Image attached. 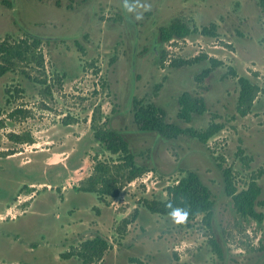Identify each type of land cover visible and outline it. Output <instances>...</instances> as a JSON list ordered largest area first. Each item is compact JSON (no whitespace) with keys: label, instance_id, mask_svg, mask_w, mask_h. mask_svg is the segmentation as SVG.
<instances>
[{"label":"rangeland","instance_id":"1","mask_svg":"<svg viewBox=\"0 0 264 264\" xmlns=\"http://www.w3.org/2000/svg\"><path fill=\"white\" fill-rule=\"evenodd\" d=\"M127 3L131 11L125 0H0V42L26 34L44 39L35 52L44 66L31 57L13 61L0 75V264H82L64 254L97 235L109 249L93 264H264V220L237 212L223 176V168L230 169L238 190L256 179L264 201L261 0ZM177 18L198 28L216 24L218 35L162 43L160 28ZM199 55L207 57L172 65ZM210 57L223 63L196 81ZM240 76L261 87L246 116L237 112ZM186 91L203 95L208 107L190 123L177 118ZM135 97L163 107L167 120L182 127L223 128L206 144L190 135L165 139L141 131L133 118ZM97 108L102 122L109 120L107 126L130 142L137 162L150 168L105 202L79 189L98 162L116 158L94 136ZM11 134H30L34 142H16ZM189 169L213 192L211 226L202 215L178 224L143 206L166 199L168 186ZM257 210L264 215V205Z\"/></svg>","mask_w":264,"mask_h":264},{"label":"trees","instance_id":"2","mask_svg":"<svg viewBox=\"0 0 264 264\" xmlns=\"http://www.w3.org/2000/svg\"><path fill=\"white\" fill-rule=\"evenodd\" d=\"M264 10V0H261ZM194 33L203 35L217 36V25L211 24L198 28L190 26L185 21L177 18L168 26L161 27L159 31L160 41L167 42L174 38H185ZM20 40L11 41L10 38L0 42V54L4 64L0 65V75L10 70L13 61H25L34 57L38 65L44 66L43 55L36 56V50L43 41L40 38L25 35ZM164 56L160 57L162 61ZM207 56L199 55L193 59L176 60L173 66L191 64L205 59ZM210 66L203 69L196 76V81L201 82L208 77L215 67L223 62L217 58L210 57ZM236 76L233 68L229 70ZM239 97L237 102V112L241 116H246L252 110L261 87L255 84L249 77H238ZM179 110L177 118L185 123H190L194 114H204L207 111V103L203 95H194L190 92H183L179 98ZM116 110V107L113 108ZM1 117V114H0ZM133 118L137 128L141 131L157 132L165 139H177L183 135H190L198 138L200 142L206 144L213 136L220 132L223 124L211 123L205 130L198 131L192 127H182L181 125L167 120L166 110L154 103L133 98ZM103 115L100 108L94 109L92 115L91 128L97 141L102 144L107 151L116 158L111 161L98 162L92 174L83 180L79 189L84 192L95 193L102 202L107 201L108 197H119L124 181L132 182L144 175L150 168L139 164L136 154L130 147V142L118 130L107 126L109 120L102 122ZM11 139L16 142L33 143L30 134H11ZM12 152L11 154H14ZM222 167V166H221ZM184 174L178 182L167 188V198L164 200H144L143 206L152 213L168 215L172 208H182L188 212L187 220L195 219L202 215L203 221L211 226L214 218L215 200L211 188L201 179L200 174L195 170L183 171ZM223 176L226 193L232 197L237 212L243 216L254 218L261 223L264 220L262 212L257 210L258 205H264V201H259L262 188L256 179H253L246 188L238 190L232 171L223 168ZM171 204L172 207L167 205ZM139 210L135 209L134 219L138 217ZM132 221V220H131ZM124 223H130L125 219ZM213 250L221 255L220 245L216 240H211ZM109 249V242L104 237L97 235L92 239L84 241L79 249H73L65 257L76 256L81 259L82 264H93L103 260L106 251Z\"/></svg>","mask_w":264,"mask_h":264},{"label":"clouds","instance_id":"3","mask_svg":"<svg viewBox=\"0 0 264 264\" xmlns=\"http://www.w3.org/2000/svg\"><path fill=\"white\" fill-rule=\"evenodd\" d=\"M125 8L128 9L129 11H131L132 9L129 7L127 0H125ZM140 17H137V19H139ZM168 207H172L171 204L167 205ZM170 216L173 218V220L176 223H183L186 222L187 217H188V212L185 211L182 208L176 207V208H172V211L170 212Z\"/></svg>","mask_w":264,"mask_h":264},{"label":"water","instance_id":"4","mask_svg":"<svg viewBox=\"0 0 264 264\" xmlns=\"http://www.w3.org/2000/svg\"><path fill=\"white\" fill-rule=\"evenodd\" d=\"M156 42H157V39L155 40V49H154V52L159 55V50L156 49Z\"/></svg>","mask_w":264,"mask_h":264},{"label":"built area","instance_id":"5","mask_svg":"<svg viewBox=\"0 0 264 264\" xmlns=\"http://www.w3.org/2000/svg\"><path fill=\"white\" fill-rule=\"evenodd\" d=\"M174 40H175V38L174 39H171L170 41L173 42Z\"/></svg>","mask_w":264,"mask_h":264},{"label":"crops","instance_id":"6","mask_svg":"<svg viewBox=\"0 0 264 264\" xmlns=\"http://www.w3.org/2000/svg\"><path fill=\"white\" fill-rule=\"evenodd\" d=\"M49 159V158H48ZM24 163H25V161H24ZM50 164H47V166H49ZM51 166V165H50Z\"/></svg>","mask_w":264,"mask_h":264},{"label":"flooded vegetation","instance_id":"7","mask_svg":"<svg viewBox=\"0 0 264 264\" xmlns=\"http://www.w3.org/2000/svg\"><path fill=\"white\" fill-rule=\"evenodd\" d=\"M42 41L44 40V39H42V38H40Z\"/></svg>","mask_w":264,"mask_h":264}]
</instances>
